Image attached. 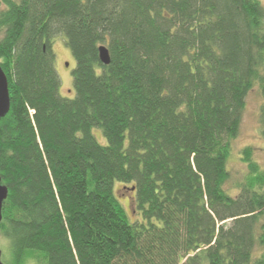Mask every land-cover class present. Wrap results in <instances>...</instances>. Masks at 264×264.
Masks as SVG:
<instances>
[{
  "label": "trees",
  "instance_id": "obj_1",
  "mask_svg": "<svg viewBox=\"0 0 264 264\" xmlns=\"http://www.w3.org/2000/svg\"><path fill=\"white\" fill-rule=\"evenodd\" d=\"M59 34L72 98L59 93ZM0 66L10 264H264L252 147L226 187L254 85L264 141L261 0H0ZM116 183L133 189L134 220Z\"/></svg>",
  "mask_w": 264,
  "mask_h": 264
},
{
  "label": "rangeland",
  "instance_id": "obj_2",
  "mask_svg": "<svg viewBox=\"0 0 264 264\" xmlns=\"http://www.w3.org/2000/svg\"><path fill=\"white\" fill-rule=\"evenodd\" d=\"M261 1L264 4V0ZM52 49L55 54L54 66L60 78L59 93L63 97L72 98L75 91L71 71L75 67L76 62L66 45V39L63 34H59L53 38ZM261 103L262 96L258 85H254L245 97L240 130L232 142V151L228 160L230 180L226 184L227 188H231L234 182L240 180L246 172V165L241 160V150L245 146L252 147L254 159L264 168V141L260 133L259 116ZM94 133L100 141H104L99 130H94ZM115 194L120 199L130 218L134 220L136 215L133 211V189L122 183H116ZM0 251L1 261L4 264H10L11 252L9 242L2 234H0Z\"/></svg>",
  "mask_w": 264,
  "mask_h": 264
},
{
  "label": "water",
  "instance_id": "obj_3",
  "mask_svg": "<svg viewBox=\"0 0 264 264\" xmlns=\"http://www.w3.org/2000/svg\"><path fill=\"white\" fill-rule=\"evenodd\" d=\"M99 59L103 64H109L110 56L106 46L100 45L98 47ZM10 107V97L8 89V81L5 72L0 66V119L6 115ZM8 193L7 187L2 183L0 176V222L2 220V205L3 201L6 199ZM0 264H4L1 261V251H0Z\"/></svg>",
  "mask_w": 264,
  "mask_h": 264
}]
</instances>
